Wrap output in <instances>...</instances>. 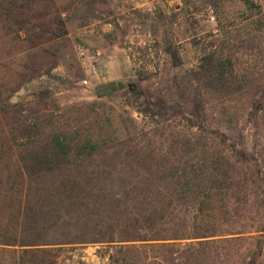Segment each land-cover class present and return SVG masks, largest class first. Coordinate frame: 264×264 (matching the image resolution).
Listing matches in <instances>:
<instances>
[{"label":"rangeland","instance_id":"rangeland-1","mask_svg":"<svg viewBox=\"0 0 264 264\" xmlns=\"http://www.w3.org/2000/svg\"><path fill=\"white\" fill-rule=\"evenodd\" d=\"M247 1L0 0V264H264V233L203 247L175 239L125 249L124 242L105 241L109 235L116 239L119 230L98 227L104 239L93 242V230L72 221L78 213L67 206L59 174L35 180L25 175L28 155L51 150L58 134L70 137V145L106 140L98 151L115 154L113 160L102 156L67 166L72 174L97 171L98 179L84 181L96 188L122 187L121 178L104 180V173L135 160L129 154L168 156L138 160L134 168L174 165L170 159L181 158V140L190 131L179 118L150 119L139 112L141 103L160 95L179 107L186 84L177 89L171 78L196 68L202 53L220 42L217 25L227 40L244 37L241 21L253 12L247 7H264V0ZM107 47L125 51L134 70L123 88L109 93L96 89L102 83L96 57ZM217 97L206 95L210 117ZM65 238L68 243H60Z\"/></svg>","mask_w":264,"mask_h":264},{"label":"trees","instance_id":"trees-1","mask_svg":"<svg viewBox=\"0 0 264 264\" xmlns=\"http://www.w3.org/2000/svg\"><path fill=\"white\" fill-rule=\"evenodd\" d=\"M247 10L253 12L241 21L247 32L244 37L227 40L223 27L217 25L220 42L202 53L196 68L181 77L173 75L174 87L179 89V82L186 84L181 86L179 107L160 95H149L141 103L143 115L159 120L179 118L190 131L181 140V158L170 159L174 165L134 168L138 160L154 163L168 156L129 154L127 158L135 160L123 161V169L104 173V180L121 178L122 187L96 188L84 181L98 179L97 171L72 174L67 166L102 156L113 160L116 155L98 151L105 139L70 145L71 138L61 134L51 139L52 151L43 149L25 159V175L34 180L53 173L62 177L67 206L78 213L71 219L83 231L93 230L91 241H103L98 227L119 230L116 239L109 235L105 241L124 242L125 249L135 248L136 242L175 239L204 246L235 241L239 238L235 235L243 233H264V141L260 133L264 128V7L256 2ZM165 52L176 59L168 47ZM133 86L132 93L137 90ZM208 91L218 95L211 117ZM246 126L253 131L246 133ZM172 219L179 221L171 225Z\"/></svg>","mask_w":264,"mask_h":264},{"label":"crops","instance_id":"crops-1","mask_svg":"<svg viewBox=\"0 0 264 264\" xmlns=\"http://www.w3.org/2000/svg\"><path fill=\"white\" fill-rule=\"evenodd\" d=\"M98 77L101 79L99 87L106 93L112 90L123 88V86L134 76V70L131 60L125 51L119 50L116 47H107L98 51Z\"/></svg>","mask_w":264,"mask_h":264},{"label":"built area","instance_id":"built-area-1","mask_svg":"<svg viewBox=\"0 0 264 264\" xmlns=\"http://www.w3.org/2000/svg\"><path fill=\"white\" fill-rule=\"evenodd\" d=\"M89 73L91 76H94L96 74V69H95V66L94 65H91L90 69H89ZM83 82L86 84L87 83V80H83Z\"/></svg>","mask_w":264,"mask_h":264}]
</instances>
